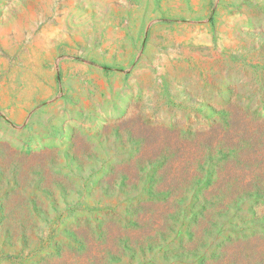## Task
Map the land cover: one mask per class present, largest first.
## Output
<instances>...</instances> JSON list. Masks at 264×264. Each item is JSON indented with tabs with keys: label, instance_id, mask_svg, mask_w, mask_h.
Listing matches in <instances>:
<instances>
[{
	"label": "rangeland",
	"instance_id": "obj_1",
	"mask_svg": "<svg viewBox=\"0 0 264 264\" xmlns=\"http://www.w3.org/2000/svg\"><path fill=\"white\" fill-rule=\"evenodd\" d=\"M0 107V264H264V0H0Z\"/></svg>",
	"mask_w": 264,
	"mask_h": 264
},
{
	"label": "crops",
	"instance_id": "obj_2",
	"mask_svg": "<svg viewBox=\"0 0 264 264\" xmlns=\"http://www.w3.org/2000/svg\"><path fill=\"white\" fill-rule=\"evenodd\" d=\"M50 40H48V41H50ZM6 113L8 114V119H10L11 123L17 124L20 121H27L28 118L30 117L31 113H32V109L26 108V107L21 108V111H20L21 116L24 114L22 116L23 119H21V120H20V116L18 115V111H14L13 108L11 110H6ZM3 119H4L3 109H2V107H0V130H1V128H3V121H4ZM0 135H1V131H0Z\"/></svg>",
	"mask_w": 264,
	"mask_h": 264
}]
</instances>
